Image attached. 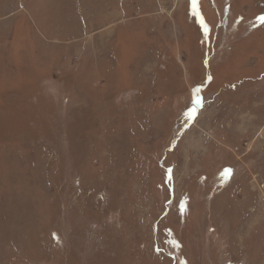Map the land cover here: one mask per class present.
Masks as SVG:
<instances>
[{
  "label": "rangeland",
  "instance_id": "374dc122",
  "mask_svg": "<svg viewBox=\"0 0 264 264\" xmlns=\"http://www.w3.org/2000/svg\"><path fill=\"white\" fill-rule=\"evenodd\" d=\"M262 17L0 0V264H264Z\"/></svg>",
  "mask_w": 264,
  "mask_h": 264
},
{
  "label": "snow or ice",
  "instance_id": "6c2138e0",
  "mask_svg": "<svg viewBox=\"0 0 264 264\" xmlns=\"http://www.w3.org/2000/svg\"><path fill=\"white\" fill-rule=\"evenodd\" d=\"M261 19L264 20V17H262ZM227 172L230 173L231 169H228Z\"/></svg>",
  "mask_w": 264,
  "mask_h": 264
}]
</instances>
